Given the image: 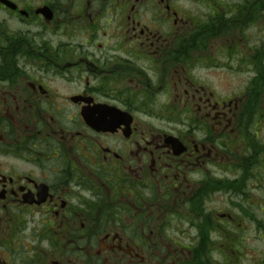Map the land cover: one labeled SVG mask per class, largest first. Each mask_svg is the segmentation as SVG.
Instances as JSON below:
<instances>
[{"label": "flooded vegetation", "instance_id": "1", "mask_svg": "<svg viewBox=\"0 0 264 264\" xmlns=\"http://www.w3.org/2000/svg\"><path fill=\"white\" fill-rule=\"evenodd\" d=\"M250 26L258 62L264 0H0V264H264Z\"/></svg>", "mask_w": 264, "mask_h": 264}, {"label": "rangeland", "instance_id": "2", "mask_svg": "<svg viewBox=\"0 0 264 264\" xmlns=\"http://www.w3.org/2000/svg\"><path fill=\"white\" fill-rule=\"evenodd\" d=\"M263 33L262 31H259L257 29V27L255 26H250L244 33L243 35H239V38L241 37V46L244 49L242 52V58L244 57L245 53L249 50V49H253L255 46H257L258 44L261 43V39H262ZM240 58V56H239ZM225 57L224 56H217L216 60H224ZM237 74H230L228 72V79L230 77H233L232 80L230 81H234L237 78ZM254 76V72L252 70H250V68H242L241 66V62L239 61V90L241 88V86H244L245 83L249 82V80H252V77Z\"/></svg>", "mask_w": 264, "mask_h": 264}, {"label": "trees", "instance_id": "3", "mask_svg": "<svg viewBox=\"0 0 264 264\" xmlns=\"http://www.w3.org/2000/svg\"><path fill=\"white\" fill-rule=\"evenodd\" d=\"M240 11H248V7H239V12ZM253 60H254V57L252 56L249 61L251 64H253L255 66L256 71H257L256 80H258L260 82V85H261L262 82L264 81V63H263L264 56L259 57L258 62H256L258 64V66L255 65V62ZM258 89H260V88H258ZM256 107H257V105H256Z\"/></svg>", "mask_w": 264, "mask_h": 264}]
</instances>
